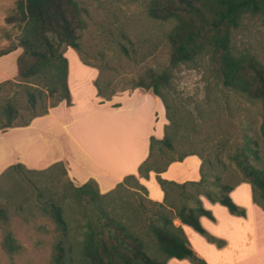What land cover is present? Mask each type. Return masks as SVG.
<instances>
[{
	"label": "trees",
	"instance_id": "trees-1",
	"mask_svg": "<svg viewBox=\"0 0 264 264\" xmlns=\"http://www.w3.org/2000/svg\"><path fill=\"white\" fill-rule=\"evenodd\" d=\"M83 1L16 0L7 12L0 33L11 42V33L19 32V42L0 50V57L17 47L22 53L17 60V80L4 82L0 88L7 84L22 87L33 114L25 122L14 124L15 111L6 106L0 132L27 127L33 119L48 114L61 103L72 106L67 82L68 61L64 56L66 50L72 49L83 64L90 66L82 59L80 44L84 27V10L80 8V2ZM146 15L156 22L172 23L167 35L172 68L209 55L225 89L247 100H264L263 69L252 57L234 53L231 45L232 34L244 18L258 17L264 26V0H148ZM123 52L128 55V51ZM99 73L93 82L96 97L110 101L115 94L113 91L105 93ZM131 81L132 91L139 90L159 98L169 122L166 127L173 124L168 104L160 91L168 85L167 75L150 73ZM46 100L50 102L41 111L34 112L37 103ZM262 131L264 142V123ZM173 148V141L166 133L161 140L151 136L148 157L137 169L140 179L148 180L151 172L156 174L155 180L163 193L161 202L149 200L147 189L134 175L124 177L114 189L103 194L98 191L94 180L79 186L70 181L76 211L71 210L75 213H69L67 204L48 202L56 233L50 264H167L170 259L206 264L189 247L181 226L174 224L175 220L222 248L224 241L209 235L200 224L201 217L214 221L211 212L204 208L201 197L211 204L225 207L233 216L245 217V209L232 201L230 193L237 185L247 183L251 188L252 202L264 211V155L260 158L257 149L249 150V153L261 165L255 166L244 155L239 156L237 166L246 181L229 185L210 174L204 168L211 164L210 161L196 152L182 154L160 167L155 152L162 154L164 149L171 151ZM189 156H196L200 161L198 181L176 183L159 177L170 164L182 162ZM57 166L65 167V164L60 161L47 169ZM10 169L26 168L16 163L0 176ZM122 191H126L129 198L120 196ZM6 219L5 211L0 208V220ZM3 247L9 253L19 249L10 233L5 236Z\"/></svg>",
	"mask_w": 264,
	"mask_h": 264
},
{
	"label": "rangeland",
	"instance_id": "rangeland-1",
	"mask_svg": "<svg viewBox=\"0 0 264 264\" xmlns=\"http://www.w3.org/2000/svg\"><path fill=\"white\" fill-rule=\"evenodd\" d=\"M15 1L0 0V28ZM147 3L148 0L80 2L84 10L80 33L83 61L100 72L99 81L105 93L113 91L117 97L132 91V79L150 73L167 75L168 85L160 91L173 119L165 133L174 148L164 149L162 154L155 152L160 167L182 154L196 152L210 161L204 168L220 177L222 183L235 185L246 181L237 166L238 157L244 155L251 164L261 165L249 150L257 149L260 158L264 155V100H247L225 89L209 55L172 68L167 41L172 23L149 19ZM11 34L12 45H17L19 32ZM231 45L234 53L252 57L264 71V26L258 17L244 18L232 34ZM74 55L68 54L67 59L73 66L72 76L77 78L73 68L81 60L74 59ZM75 86L72 83L74 94L80 97ZM49 102L37 103L34 112L41 111ZM6 106L15 111L14 124L25 122L33 114L25 90L13 84L0 88V123L5 121ZM66 170V165L36 171L10 169L0 176V208L7 215L6 221L0 220V264H50L56 233L48 202L67 204L69 213L76 211ZM120 196H126V191ZM9 233L19 246L14 253L3 247Z\"/></svg>",
	"mask_w": 264,
	"mask_h": 264
},
{
	"label": "crops",
	"instance_id": "crops-1",
	"mask_svg": "<svg viewBox=\"0 0 264 264\" xmlns=\"http://www.w3.org/2000/svg\"><path fill=\"white\" fill-rule=\"evenodd\" d=\"M7 43L11 44L0 35V50L8 48ZM21 53L22 49L17 47L0 57V84L17 80V60ZM74 53L68 48L64 56L67 59L68 54ZM73 57L79 60L78 56ZM72 67L68 61L72 106L61 103L48 114L33 119L27 127L0 132V174L16 163L26 169L44 170L62 161L75 186L94 180L103 194L114 189L124 177L134 175L147 189L148 199L161 202L163 193L155 180L156 174L151 172L148 180L140 179L137 174L139 165L148 157L150 137L161 140L165 133L167 121L161 101L139 90L105 101L96 97L93 86L97 69L80 62L74 65L78 76L74 78ZM72 83L77 85L80 97L74 94ZM27 148L33 152L28 153ZM199 166V159L189 156L170 164L159 177L176 183L198 181ZM230 197L245 209V217L233 216L225 207L201 197L214 221L201 217L200 224L209 235L224 241L222 248L178 221L174 224L181 226L189 247L206 264H264V211L252 202L247 183L237 185ZM167 264L190 263L170 259Z\"/></svg>",
	"mask_w": 264,
	"mask_h": 264
}]
</instances>
